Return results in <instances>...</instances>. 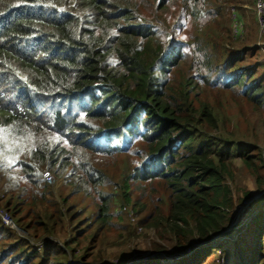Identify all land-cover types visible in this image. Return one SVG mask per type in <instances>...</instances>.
Returning a JSON list of instances; mask_svg holds the SVG:
<instances>
[{
    "label": "trees",
    "instance_id": "trees-1",
    "mask_svg": "<svg viewBox=\"0 0 264 264\" xmlns=\"http://www.w3.org/2000/svg\"><path fill=\"white\" fill-rule=\"evenodd\" d=\"M231 2L0 0V191L39 243L0 221V264H66L72 243L94 246L120 228L117 206L178 246L190 226L204 241L231 222L238 167L263 188V149L229 132L223 113L229 100L264 125V61L250 62L256 47L234 49L223 17ZM120 157L122 174L97 166ZM68 168L73 188L59 203L43 173ZM242 192L236 203L253 195ZM252 203L262 209L264 195ZM67 226L77 233L65 249L44 239L72 234ZM218 253L264 264V212L231 246L193 255L206 264Z\"/></svg>",
    "mask_w": 264,
    "mask_h": 264
},
{
    "label": "rangeland",
    "instance_id": "rangeland-1",
    "mask_svg": "<svg viewBox=\"0 0 264 264\" xmlns=\"http://www.w3.org/2000/svg\"><path fill=\"white\" fill-rule=\"evenodd\" d=\"M232 12H235L240 20L244 24L245 31L240 38H233L230 32V22ZM223 17L228 20L227 28L229 30L230 41L233 44L234 49L241 50L243 48L256 47L260 51L257 56L253 58L250 62H263L264 58V22L263 25L259 24L254 11V1L253 0H232L228 5V10ZM168 22H173L171 17H165ZM264 21V20H263ZM218 27H214L213 30H218ZM225 109H223L224 118L226 119V126L232 134L244 133L243 140L251 146H257L262 148L264 151V125L260 124L261 117L258 116L252 110L246 108L245 106L237 107L232 104L229 100L225 102ZM239 138V135H235ZM97 166L105 167V171L108 174H122L125 172V163L120 158L116 159L114 165L107 164V162L98 161ZM46 171V170H45ZM44 171V172H45ZM70 168H68L62 175L52 174L53 178L58 180L62 179L60 185H52V194L57 202L68 197L70 191L73 188L71 184L72 177L69 173ZM236 172V190L232 189L234 196V207L231 210V222L217 235L211 236L207 240H199L195 232L192 231L191 226L189 227L186 236L181 237L178 246V242L171 235L165 234L163 237L159 236L160 230H155L151 227H143L140 225V218L135 217L130 205L124 206V208L116 207L115 211L122 210V221L120 222V228H113L109 231L104 240L101 239L93 246L85 242L78 243L77 245L72 243V247L75 248L74 253H69L65 250L66 264H126L131 261H146L151 259H157L159 264H196L205 259V255L200 256V258H194V252H201L203 248L216 247L219 244L224 248L231 246L232 242L239 240L241 235V228L243 229L249 222L252 216L258 214L260 210L264 212V207L262 209H257L253 207V201L258 197L264 195V186L260 190H256L251 179L245 175L243 169L237 168ZM60 180H58L59 182ZM247 189L251 191L253 195L250 198H246L241 203H236V197H242V190ZM1 190V189H0ZM2 192V191H1ZM3 193V192H2ZM133 192H131L132 194ZM75 203L83 202L81 198H76ZM117 200H114L116 203ZM87 205V202H83ZM252 203V204H251ZM83 205L82 203L80 206ZM79 206V207H80ZM116 206V204H115ZM0 208L6 210L7 208V198L0 200ZM120 221V220H119ZM122 226V227H121ZM68 227V231L72 229V234L61 233L57 238L54 237H44V239H53L57 244L64 248V242L68 241L70 244L72 238L77 233L74 228ZM21 229V228H20ZM24 230V229H22ZM25 233L17 234L26 240L28 244L32 247L39 246V243L32 242V239L24 230ZM71 233V232H70ZM153 244L161 247L160 250H154ZM41 245V244H40ZM253 246V245H252ZM65 249V248H64ZM40 252V258H41ZM251 255V250L248 251L246 261ZM231 259L230 256L227 258H221L220 253L214 259V262H206V264H229ZM38 264H47L41 258Z\"/></svg>",
    "mask_w": 264,
    "mask_h": 264
},
{
    "label": "built area",
    "instance_id": "built-area-1",
    "mask_svg": "<svg viewBox=\"0 0 264 264\" xmlns=\"http://www.w3.org/2000/svg\"><path fill=\"white\" fill-rule=\"evenodd\" d=\"M254 1V11L255 15L257 17V20L259 24L263 25L264 20V0H253ZM230 32L233 38H240L243 35V32L245 31L244 24L240 20V18L237 16L235 12H232L231 15V22H230ZM44 180L49 184L54 185H60V182L62 179L58 182V180H55L51 173L48 171H45L43 173ZM5 194L0 191V200L5 199ZM0 221L1 223L7 227L8 229L14 231L15 233L19 234V227L16 225L15 220L13 219L10 212L7 210H4L0 208Z\"/></svg>",
    "mask_w": 264,
    "mask_h": 264
},
{
    "label": "water",
    "instance_id": "water-1",
    "mask_svg": "<svg viewBox=\"0 0 264 264\" xmlns=\"http://www.w3.org/2000/svg\"><path fill=\"white\" fill-rule=\"evenodd\" d=\"M21 233H25V232H24V230L19 229V234H21Z\"/></svg>",
    "mask_w": 264,
    "mask_h": 264
},
{
    "label": "clouds",
    "instance_id": "clouds-1",
    "mask_svg": "<svg viewBox=\"0 0 264 264\" xmlns=\"http://www.w3.org/2000/svg\"><path fill=\"white\" fill-rule=\"evenodd\" d=\"M56 180V179H55Z\"/></svg>",
    "mask_w": 264,
    "mask_h": 264
}]
</instances>
